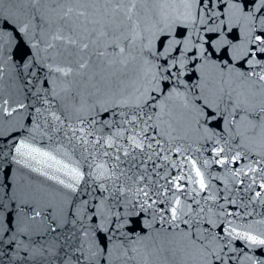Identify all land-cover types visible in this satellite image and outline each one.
Returning <instances> with one entry per match:
<instances>
[{
	"label": "water",
	"instance_id": "1",
	"mask_svg": "<svg viewBox=\"0 0 264 264\" xmlns=\"http://www.w3.org/2000/svg\"><path fill=\"white\" fill-rule=\"evenodd\" d=\"M68 7L77 11L64 16ZM111 8L107 0H0V264H264V245L244 238L264 239V124L202 87L219 81L230 50L161 79L173 42L186 40L182 20H161L145 0L131 20ZM80 10L99 23L85 26ZM232 63L224 77L235 101L248 86ZM206 98L212 120L200 111ZM248 101L258 112L264 93ZM148 115L137 148L131 137ZM177 197L183 220L202 218L195 235L168 222Z\"/></svg>",
	"mask_w": 264,
	"mask_h": 264
},
{
	"label": "snow or ice",
	"instance_id": "2",
	"mask_svg": "<svg viewBox=\"0 0 264 264\" xmlns=\"http://www.w3.org/2000/svg\"><path fill=\"white\" fill-rule=\"evenodd\" d=\"M41 0H31L33 5L39 4ZM109 4H112L111 14L113 16L123 13V15L128 19H132L131 11L136 7L137 0H128L124 3V0H107ZM146 3H154L158 9V15L161 20H166L171 14H175L176 18L182 20L185 25V30L181 33L182 36L186 37V40L177 39L173 43L176 47L172 50L175 51V55H171L169 50L170 59L165 58L164 65L162 66L164 71L168 72L167 77H161L165 80H178L179 77L187 69L189 62H192L195 66L196 61H200V66L203 67L209 63V57L214 54L215 48H219L221 51H229V61L227 62L226 68L220 69V79L218 82H210L205 80L202 87L206 90H214L217 100L223 102L225 97L228 99V103L232 107L241 113V118H251L249 123L253 121L258 124H264V104H261L259 111L256 112L248 106V97H254L258 92L264 93V0H253L251 8L254 11L249 10V5L246 0H145ZM258 4V6H257ZM74 11L72 7H68L64 12V16L71 15ZM257 12L259 15H257ZM107 12L105 13V15ZM84 17L85 26L89 23L98 24L99 21H93L88 19L85 11H78V18ZM0 19H3L0 16ZM229 25H235L236 27L231 28ZM190 26V30H189ZM201 26L203 33L207 35H201ZM7 21H4V28H7ZM21 32L27 31V25L22 24L19 29ZM12 31H15L13 29ZM243 35L240 36V32ZM232 32L235 34V38L229 37L227 34ZM101 35L107 36V32H102ZM195 37V39H194ZM60 39L61 37H57ZM214 38V44H213ZM2 39V37H0ZM164 39H167L165 37ZM203 40V43L201 42ZM69 43L75 44L74 40L69 39ZM150 45V42H149ZM206 45L213 48V51H208ZM83 48H88V44H84ZM123 52V49H121ZM149 54L155 56H164L165 50L161 49L156 53H151L149 46ZM103 55V53H101ZM235 60L236 64H242L244 70L238 71L237 75L243 79V82L248 86L247 91L244 94V99L237 100L232 99V84L229 83L224 77V72L229 71L231 68L235 67L232 60ZM81 67H85L81 64ZM215 67V65H213ZM173 69L175 71H173ZM60 70V69H58ZM65 72V75L69 74ZM167 87V85H166ZM234 91V89H233ZM154 99V98H153ZM151 107L152 105H148ZM212 103L206 98L203 106L200 107L201 114L206 117L207 120H212L216 116V112L211 111ZM137 107L143 108L140 105ZM216 108H219V103L216 104ZM153 117L151 115L147 116V119L143 121L144 127L141 128L140 132L136 133L131 137L132 143L137 148L143 149L144 143L142 139V134L147 131L148 121ZM137 120V115L133 114L131 120L126 121V123H133ZM255 126V125H253ZM138 137H141L138 139ZM111 147V143L108 145ZM151 147L152 145H148ZM27 146L21 142L20 146L17 147V153L23 152ZM107 154V153H105ZM219 155V152H217ZM233 159H239V155ZM225 162V161H221ZM258 163V162H257ZM103 167V165H101ZM192 167L195 169V176L199 177L198 183L200 190L203 191L206 188L203 176L196 167L195 161L192 162ZM250 171H255L254 168L249 169ZM79 175V173H76ZM183 177H178L182 179ZM191 179V176L188 177ZM63 183V181H61ZM181 186L177 185L179 189ZM264 187V184H261ZM145 196L148 193H144ZM260 193H257L259 196ZM176 207L171 209V216L168 218V222L176 227H179L177 221L184 223L191 230V234L195 235L199 230L201 219H197L194 215L191 219L183 220L182 217L187 215L182 208H180V201L177 197L175 201ZM189 209L191 206H188ZM203 211V209H201ZM40 216V212L36 211L33 219ZM163 219V217H162ZM207 230V229H205ZM231 231H235L232 229ZM231 231L229 234H231ZM236 235H240L236 233ZM251 244L264 245V239H257L255 236L247 235L244 237ZM199 239V237H197ZM203 247V245H202ZM215 258L223 259V257L218 254H212ZM211 264V262H209Z\"/></svg>",
	"mask_w": 264,
	"mask_h": 264
}]
</instances>
